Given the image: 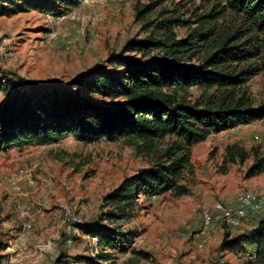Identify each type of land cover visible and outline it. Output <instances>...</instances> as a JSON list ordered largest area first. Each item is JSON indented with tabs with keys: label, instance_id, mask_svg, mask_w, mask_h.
Returning <instances> with one entry per match:
<instances>
[{
	"label": "rangeland",
	"instance_id": "374dc122",
	"mask_svg": "<svg viewBox=\"0 0 264 264\" xmlns=\"http://www.w3.org/2000/svg\"><path fill=\"white\" fill-rule=\"evenodd\" d=\"M26 1L18 0L23 7L16 14L0 16V78L5 80L0 102L25 84L66 83L99 66L131 37L143 36L155 24L173 18L177 2L187 10L184 18H192L193 8L201 12L211 2L160 0L145 19H138V6L158 0H80L78 5L40 0L44 10L25 7ZM175 31L183 37L185 28ZM246 88L254 106L264 102L262 73L250 78ZM190 91L198 94L195 88ZM263 134L261 119L211 132L194 144L193 169L183 172L189 192L141 196L136 216L122 225L133 241L125 251H112L110 261L97 257L99 246L91 250L89 235L70 223L68 213L87 224L97 221L103 196L151 159L123 141L82 143L72 137L31 150L0 149V264L10 260L11 264H243L247 255L221 251L219 243L226 231L235 235L254 228L260 215H250L240 228L229 229L224 222L203 226L201 213L212 211L217 202L234 207L246 191L264 193V173L247 176L252 158L222 171L223 152L229 144L238 143L246 150L259 147L264 155ZM168 141H159V148ZM33 164V171L20 172ZM23 209H29L32 222L24 234ZM186 224L189 229L183 236ZM19 239L26 243L24 250L19 249ZM250 248L246 244V250Z\"/></svg>",
	"mask_w": 264,
	"mask_h": 264
},
{
	"label": "trees",
	"instance_id": "16d2710c",
	"mask_svg": "<svg viewBox=\"0 0 264 264\" xmlns=\"http://www.w3.org/2000/svg\"><path fill=\"white\" fill-rule=\"evenodd\" d=\"M159 1L138 6L136 18L145 19ZM43 2L27 0L25 7L44 10ZM173 5V18L155 24L143 36L131 37L99 66L66 83L25 84L0 102L1 149L72 137L82 143L123 141L151 159L103 196L97 221L78 225L80 231L97 237L96 256L103 261H110L114 250L129 249L133 236L123 232L122 225L136 216L141 196L189 192L183 172L193 169L194 144L211 132L264 119V102L254 106L246 88L250 78L264 75V0H211L201 12L193 8L192 18H184L183 4ZM22 7L18 0H0V16L16 14ZM176 28H185L183 37ZM0 82L3 90L4 78ZM165 138L169 141L159 148ZM250 158L247 176L264 173L259 147L246 150L229 144L222 171ZM219 249L243 252L247 255L243 264H264V218L248 231L235 235L226 231Z\"/></svg>",
	"mask_w": 264,
	"mask_h": 264
},
{
	"label": "built area",
	"instance_id": "2783aa9c",
	"mask_svg": "<svg viewBox=\"0 0 264 264\" xmlns=\"http://www.w3.org/2000/svg\"><path fill=\"white\" fill-rule=\"evenodd\" d=\"M255 138H259L255 136ZM261 139L264 140V134L260 136ZM36 168V165L33 164L30 168L20 169V172H24V174L28 173V171H33ZM259 214L261 218H264V193L256 192V191H246L243 192L237 199L236 205L234 207H227L224 206L222 203L217 202L214 205V209L212 211L203 210L201 213V220L203 226H210L213 223H221L224 224L229 228H240L243 225V220L247 217ZM68 220L70 223L78 226L82 224L80 218L75 216L74 214L68 213ZM21 217L23 219L21 225L22 234L27 230H30L32 227L31 222V212L29 209H23L21 212ZM189 229V225L184 226V230L182 232L183 236H186L187 231ZM21 234V237H22ZM20 237V238H21ZM92 240L91 250L97 249L98 246V239L95 236H89ZM19 249L24 250L26 248V243L23 239H19ZM41 247V246H40ZM8 261L7 264H11Z\"/></svg>",
	"mask_w": 264,
	"mask_h": 264
},
{
	"label": "crops",
	"instance_id": "0c3cea01",
	"mask_svg": "<svg viewBox=\"0 0 264 264\" xmlns=\"http://www.w3.org/2000/svg\"><path fill=\"white\" fill-rule=\"evenodd\" d=\"M34 147H40V146H26V147H23L21 149H18V148H11V149H6L4 152H10L12 151L13 149H17V150H22V149H25V150H31L33 149ZM1 149V148H0ZM3 152V151H2ZM252 222V221H250ZM35 253V252H34Z\"/></svg>",
	"mask_w": 264,
	"mask_h": 264
}]
</instances>
